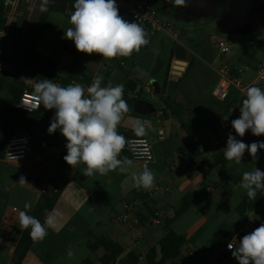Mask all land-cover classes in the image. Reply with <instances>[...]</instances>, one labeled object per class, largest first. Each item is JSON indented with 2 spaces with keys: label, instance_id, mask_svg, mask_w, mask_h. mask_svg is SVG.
<instances>
[{
  "label": "crops",
  "instance_id": "obj_1",
  "mask_svg": "<svg viewBox=\"0 0 264 264\" xmlns=\"http://www.w3.org/2000/svg\"><path fill=\"white\" fill-rule=\"evenodd\" d=\"M238 2H235L236 6H240ZM253 3V0H250L246 5ZM224 4L229 6V0ZM165 36L168 37L166 34ZM184 38V33L179 31L178 40L174 43L182 45ZM170 42V47L167 48L165 75L167 72L173 74L174 71L175 59L168 69L174 44ZM63 46L66 51L70 50L64 42L60 47L61 51H64ZM80 57L83 58L80 63L90 77L89 84L96 75L104 77L102 86L111 83L109 79L113 70L106 60H111L119 68L126 65L123 61L125 57L103 59L99 54L88 55L81 52ZM258 61L251 68L243 70L242 77L245 82L253 79ZM184 62L178 77L185 75L189 62L194 65L193 58L189 55ZM135 64L136 62L133 66ZM131 75V72L122 71L111 84L124 85ZM209 106L204 108L205 112L201 106L202 110L199 111L192 107L186 116L181 112V119L189 120L194 114L204 119L212 118L215 108L214 105ZM1 112L2 105L0 114ZM52 118L51 115L47 122H39L37 131L29 136L30 149L23 160L0 159V264H15L14 250L22 232L18 223L19 211H25L24 205L28 203L31 205L28 210L30 215L42 194L49 189L55 192L49 185V180L57 173L64 176V187L51 210L47 211L40 221L44 223L46 215L51 213L55 226L47 229L48 234L42 241L32 243L18 264H102L100 258L105 254L102 248L94 252L88 250L89 257L79 258L77 255L78 249L86 247L88 234L109 237L122 247L123 253L111 264H119L120 258L127 253L137 255L139 264H145L144 256L151 249L159 259L166 248L163 221L173 216L182 197L188 192L197 195L199 202L170 226L175 233L185 237L186 243L179 255L165 264H238L232 252L225 250V245L234 239L238 243L244 235L259 227L260 213H264V210L258 208L247 212V220L242 222L236 212L237 205L247 195L246 190L241 187L242 180H236L234 173L229 172V161L223 168H209L213 155L222 152L226 147L228 134L225 132L231 127V122L224 123L228 124V127L223 130L222 124L216 134L217 140L214 143H205L203 153L188 165L189 140L180 120L177 121L164 105H159L154 121L124 114L118 129L124 132L127 139L138 137L134 131L135 127L138 123L147 122L146 134L143 136L151 142L153 160L147 163L126 157L123 159L126 173L113 171L108 175L85 177L81 173L84 165L73 168L64 161L63 157L67 154L66 139L62 140L55 133H48L47 125L50 126ZM160 129L164 133L162 140L157 137V131ZM145 165L155 174V187L150 191H142L146 194L143 202L134 200L133 192L136 186L133 177L141 172ZM258 168L264 171V159L260 161ZM21 176L28 182L23 187L18 184ZM125 206H129L128 209ZM13 207H16L17 211H13ZM147 211H150V214H147ZM137 212L144 215V223L134 222L133 218Z\"/></svg>",
  "mask_w": 264,
  "mask_h": 264
},
{
  "label": "clouds",
  "instance_id": "obj_2",
  "mask_svg": "<svg viewBox=\"0 0 264 264\" xmlns=\"http://www.w3.org/2000/svg\"><path fill=\"white\" fill-rule=\"evenodd\" d=\"M49 2L44 0L45 5ZM172 3L182 7L186 0H172ZM73 7L71 26L64 30V36L74 42L78 52L99 54L103 59L130 57L149 43L148 33L140 24L129 22L120 15L116 0H75ZM103 80V76L96 75L85 89L80 83L61 86L54 80L43 79L35 84L31 97L37 106L55 110L48 133L53 134L59 129L67 141L64 161L73 168L84 165L81 173L85 177L108 175L113 171L127 172L125 161L119 158L127 141L119 133L118 125L131 109L123 98L124 86L111 83L102 86ZM245 97L239 107L240 116L232 120L231 126L239 137L249 130L254 136L264 135V89L250 86ZM146 123L137 124L134 129L137 136L146 134ZM236 136L228 134L224 158L241 164L247 151L253 159H258V151L264 149V142L246 144ZM133 179L138 189L150 191L155 187V174L147 165ZM18 184L23 187L28 182L21 176ZM241 187L250 199H255L258 190L264 191V171L256 168L244 172ZM24 208L25 211L18 214L20 230L30 229L31 239L42 241L48 234L47 229L55 226L53 215L48 213L41 223L28 214L30 204L26 203ZM227 247L238 264H264V222L238 243L234 239Z\"/></svg>",
  "mask_w": 264,
  "mask_h": 264
},
{
  "label": "rangeland",
  "instance_id": "obj_3",
  "mask_svg": "<svg viewBox=\"0 0 264 264\" xmlns=\"http://www.w3.org/2000/svg\"><path fill=\"white\" fill-rule=\"evenodd\" d=\"M29 1L31 3L34 0ZM138 1L149 4L162 20H168L175 30L184 33L185 38L181 44L194 61L193 67L186 75L178 77L167 72L166 78L167 48L170 47V41L174 43V40L166 37L164 33L148 35V45L142 46L139 52H134L130 57H125L124 68H119L111 60H106L113 70L109 79L111 83L115 82V78L122 74V71L131 72L130 79L137 85V98L150 102L155 108L154 113L143 116L151 121H154L159 105H164L161 98L154 93L152 82L157 83L163 91L162 98L169 96L179 104L181 112L186 116L192 107L196 111L202 108L204 110L218 101L212 96V90L218 79L217 70L222 65L246 70L264 54V0H253L254 3L250 6L246 5L250 0H229V6L224 4L226 0H186L185 6L182 7L174 6L172 0ZM236 1H239L240 6L235 5ZM46 5L44 0H35L29 21L17 22L14 29L1 39L0 50L3 53L11 54L15 50V32L23 29L26 24L32 25L38 15L45 11ZM70 16L58 12L49 13L47 21L50 28L40 37L36 48L37 53L56 62L59 67L68 65L72 59L69 51H61L60 47L64 42L68 48L76 50L74 42L64 36V30L71 26ZM213 36L231 42L227 54H219L212 41ZM134 62L136 64L133 66ZM173 64L171 61L168 69ZM6 79H12V73L2 79L1 85ZM25 83L30 86L33 81L26 79ZM5 97L7 93L0 92V107ZM176 120H181V117ZM225 133L236 136L232 126ZM236 138L246 144L264 142V135L254 136L250 130L243 137ZM257 155L258 159H253L246 151L241 164L229 161V172L234 173L236 180H242L244 172L258 168V164L264 159V149H260ZM77 255L79 258H85L90 256V252L82 246L78 249Z\"/></svg>",
  "mask_w": 264,
  "mask_h": 264
},
{
  "label": "trees",
  "instance_id": "obj_4",
  "mask_svg": "<svg viewBox=\"0 0 264 264\" xmlns=\"http://www.w3.org/2000/svg\"><path fill=\"white\" fill-rule=\"evenodd\" d=\"M75 0H50L45 7V11L41 12L36 21L32 25H28L25 29L15 32L16 47L10 55V60L13 61L12 79H6L0 86V92L5 91L7 97L2 101V112L0 114V159L3 157L4 150L8 140L15 134H27L31 136L37 131L39 122H47L49 116L55 114V110H47L42 105L37 111L25 112L16 108V105L24 92L34 93V86L37 82L43 79L58 80L63 86H67L68 82L72 79H81L86 83H90V77L86 70L80 63V52L75 49H70L69 52L72 56L71 62L68 65L59 67L58 64L52 60L46 59L37 53L40 37L43 33L50 28L47 21L48 14L51 12H58L69 16L74 11ZM67 50L66 47H62ZM187 52L185 48L179 43H174L170 56L169 63L175 59L186 61ZM193 67V62H189L185 70L186 73ZM184 76V75H183ZM168 78V75H166ZM26 79H31L33 84L28 86L25 83ZM124 96L130 106V111L127 113L132 116H138L133 112L131 107L132 102L137 100L136 96V82L131 79L124 83ZM158 96L163 95L160 89ZM244 97L237 91L230 90L227 98L223 101H215L213 103L215 108V115L212 118L204 119L200 115L194 114L193 118L189 120H180V124L189 140L187 146V164L191 165L192 162L200 156L198 147L200 144L207 142V132L216 135L220 126L224 123L232 122L240 115L239 107L242 105ZM161 101L175 118L181 117V110L179 104L176 103L169 96L166 98L161 97ZM177 106V107H176ZM165 111V110H164ZM227 118V119H226ZM48 124V123H47ZM49 126L47 125V129ZM119 133L125 138V134L121 129ZM57 137L61 138L59 129L55 132ZM194 139H197L195 141ZM127 141V138H126ZM127 157L126 145L120 154V159ZM228 160L224 158L223 151L219 152L212 157L209 168L217 166L225 167ZM65 178L62 174L57 173L52 179L49 180V185L55 189V192L48 190L42 194L40 200L37 202L35 208L30 215L36 217L41 221L42 216L55 204L60 191L64 187ZM205 184L202 185V188ZM143 189L135 188L133 192L134 200L145 202L146 194L142 193ZM199 202V197L191 192L186 193L179 206L174 210V214L170 219H164L163 224L166 230L164 235V242L166 248L159 259H157L154 250H149L144 256L145 264H165L169 260L175 259L181 248L185 245L186 239L184 236L175 233L170 229L172 223L186 213L191 207ZM264 202V191L258 190L255 199H250L247 195L237 205L236 212L242 222L247 220L245 214L249 211L257 210ZM150 214V211H147ZM137 224H142L145 221L144 215L137 212ZM261 223L264 222V213H260ZM29 230L21 232L18 242L14 250V263L18 264L30 246L34 242L30 235ZM86 247L90 252H94L99 248L105 251V254L100 258L102 264H111L114 260L119 258L123 253L122 247L115 241L106 236H95L88 234L86 238ZM119 264H139L138 256L133 253H127L120 258Z\"/></svg>",
  "mask_w": 264,
  "mask_h": 264
},
{
  "label": "built area",
  "instance_id": "obj_5",
  "mask_svg": "<svg viewBox=\"0 0 264 264\" xmlns=\"http://www.w3.org/2000/svg\"><path fill=\"white\" fill-rule=\"evenodd\" d=\"M32 3V4H31ZM29 0H0V41L1 39L11 32L15 24L20 21L28 22L30 13L33 11L35 0L31 2ZM119 6V13L124 19L129 22H136L140 24L148 33V35L156 33H164L171 37L174 41L178 40L179 31L175 30L170 22L162 20L157 12L147 3L138 0H116ZM26 13V14H25ZM28 25L26 24L23 29ZM215 48L220 55L227 54L230 50L231 42L229 40L220 39L215 36L212 37ZM13 51L11 52V54ZM9 53H3L0 50V86L3 78H6L8 74L13 71V61L10 60ZM243 70L241 68H232L227 65H222L217 70V82L212 90V96L218 101H223L227 98L230 90L237 91L242 97H245L246 89L250 86H258L262 89L264 85V57H262L256 64L254 69V77L252 80L245 82L242 77ZM55 83L63 86L58 80H54ZM80 83L85 89L90 86L79 79H72L68 82ZM34 93L24 92L20 97L16 108L25 112H34L40 108L37 106L31 97ZM146 122V121H145ZM228 124L222 125V130L227 128ZM61 134V133H60ZM164 136L163 131L160 129L157 131V137L162 140ZM207 142H215L217 135H213L207 132ZM61 139L65 138L61 135ZM197 141V139H194ZM206 142V143H207ZM205 144V143H204ZM204 144H200L198 147L199 153H203ZM30 149V139L27 134H17L12 136L7 144L3 153L2 159L5 161H20L23 160ZM127 157L139 162H151L153 160L152 146L148 138L144 136L130 137L126 143ZM197 159V158H196ZM195 159V160H196ZM194 160V161H195ZM129 206H125L128 209ZM259 209L264 210V202ZM13 211H17L16 207L12 208ZM137 223L136 217L133 218ZM233 241H229L225 245V250L231 252L227 245Z\"/></svg>",
  "mask_w": 264,
  "mask_h": 264
},
{
  "label": "water",
  "instance_id": "obj_6",
  "mask_svg": "<svg viewBox=\"0 0 264 264\" xmlns=\"http://www.w3.org/2000/svg\"><path fill=\"white\" fill-rule=\"evenodd\" d=\"M174 63L175 64L173 66L174 67L173 74L179 75L180 74L179 70L182 69V66L185 65V62L180 61V60H175ZM151 85L153 87L154 93L158 94L160 92L159 85L157 83H153V82L151 83ZM131 107L133 109V112L136 115L142 116V117L155 112V108L153 107V105L150 102L140 100V99H137L134 102H132Z\"/></svg>",
  "mask_w": 264,
  "mask_h": 264
}]
</instances>
